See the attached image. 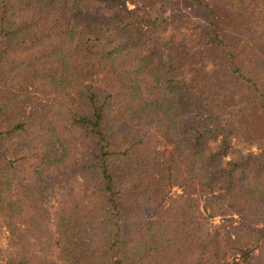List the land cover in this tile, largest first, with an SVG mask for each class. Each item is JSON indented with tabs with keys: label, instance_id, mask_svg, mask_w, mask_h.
I'll use <instances>...</instances> for the list:
<instances>
[{
	"label": "trees",
	"instance_id": "1",
	"mask_svg": "<svg viewBox=\"0 0 264 264\" xmlns=\"http://www.w3.org/2000/svg\"><path fill=\"white\" fill-rule=\"evenodd\" d=\"M187 1L209 21L0 0V264H264V132L243 129L264 0ZM216 5L247 38L223 40ZM214 46L223 88L185 63ZM234 144L258 153L223 164Z\"/></svg>",
	"mask_w": 264,
	"mask_h": 264
},
{
	"label": "rangeland",
	"instance_id": "2",
	"mask_svg": "<svg viewBox=\"0 0 264 264\" xmlns=\"http://www.w3.org/2000/svg\"><path fill=\"white\" fill-rule=\"evenodd\" d=\"M126 1L130 8L134 7L132 3L135 0ZM202 1L206 2V0ZM139 5L147 6L149 9L161 12L167 17L177 19L181 23L192 27L194 25L193 23L209 21V15L205 9L198 8L187 0H139ZM214 14L218 21L220 36L227 44L238 38L248 37L247 26L243 15H231L221 5L214 7ZM201 32L202 30L200 29L193 31L195 36H199ZM248 46V57L251 59V63L247 66V76L258 84L259 89L264 94V50L260 46ZM194 57H189L185 60V63H200L205 73L199 78V81L204 83L212 82L218 88H223L224 84L222 79L224 77L223 73H225V52L219 47L214 46L204 49ZM253 106L247 110V117L243 129L246 133L264 132V109L261 107L262 103H256ZM219 147V141L210 143V149L212 151H218ZM159 150L162 155H167L170 147L162 145ZM249 153H258V151L245 144H234L228 156L223 159V164L231 160H237L239 156Z\"/></svg>",
	"mask_w": 264,
	"mask_h": 264
}]
</instances>
